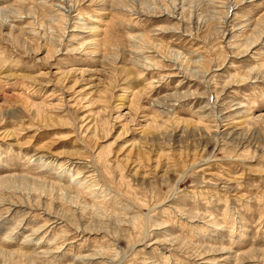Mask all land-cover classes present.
Returning <instances> with one entry per match:
<instances>
[{
    "label": "rangeland",
    "instance_id": "1",
    "mask_svg": "<svg viewBox=\"0 0 264 264\" xmlns=\"http://www.w3.org/2000/svg\"><path fill=\"white\" fill-rule=\"evenodd\" d=\"M0 264H264V0H0Z\"/></svg>",
    "mask_w": 264,
    "mask_h": 264
},
{
    "label": "bare ground",
    "instance_id": "2",
    "mask_svg": "<svg viewBox=\"0 0 264 264\" xmlns=\"http://www.w3.org/2000/svg\"><path fill=\"white\" fill-rule=\"evenodd\" d=\"M19 254H20V253H19ZM24 257H25V256H24ZM24 257H23V258H24ZM28 259H29V258H28ZM25 260H26V259H25ZM30 261H31V260H30Z\"/></svg>",
    "mask_w": 264,
    "mask_h": 264
}]
</instances>
